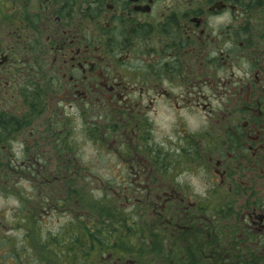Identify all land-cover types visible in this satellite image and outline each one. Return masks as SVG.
<instances>
[{
  "label": "flooded vegetation",
  "instance_id": "1",
  "mask_svg": "<svg viewBox=\"0 0 264 264\" xmlns=\"http://www.w3.org/2000/svg\"><path fill=\"white\" fill-rule=\"evenodd\" d=\"M0 264H264V0H0Z\"/></svg>",
  "mask_w": 264,
  "mask_h": 264
},
{
  "label": "rangeland",
  "instance_id": "2",
  "mask_svg": "<svg viewBox=\"0 0 264 264\" xmlns=\"http://www.w3.org/2000/svg\"><path fill=\"white\" fill-rule=\"evenodd\" d=\"M92 147L84 148L86 154L84 153V159L87 161L88 164H84L82 167L85 171L89 172H100L105 174L102 178L104 184L108 181V157L103 156L101 158H96L94 156ZM93 162L94 164H91ZM43 181L37 180L36 181V190L31 193L33 201L37 204V207H61L60 205L63 204L65 207H101L100 203H106L109 207H124L121 205L122 197L119 196L118 198L121 199V202L116 201L113 204L112 199H115L117 196L114 195H107L105 194L101 188V179H94V178H85V179H69L65 181H53L51 185H42ZM64 184V186H63ZM25 196L27 194H24ZM67 197V200L64 198ZM89 200L94 204L89 202ZM64 201V202H62ZM45 229H49V227H45ZM56 230L57 227L50 228Z\"/></svg>",
  "mask_w": 264,
  "mask_h": 264
},
{
  "label": "trees",
  "instance_id": "3",
  "mask_svg": "<svg viewBox=\"0 0 264 264\" xmlns=\"http://www.w3.org/2000/svg\"><path fill=\"white\" fill-rule=\"evenodd\" d=\"M89 202L92 204V202L89 200ZM95 204V203H94ZM94 204H92V206L94 205ZM82 207L84 206L83 204L81 205ZM100 206L101 207H109V205L108 204H106V203H100Z\"/></svg>",
  "mask_w": 264,
  "mask_h": 264
}]
</instances>
